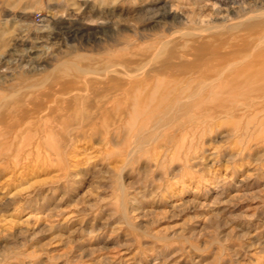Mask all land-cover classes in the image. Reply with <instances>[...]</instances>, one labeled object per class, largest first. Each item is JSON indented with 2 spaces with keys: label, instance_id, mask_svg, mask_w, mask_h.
<instances>
[{
  "label": "rangeland",
  "instance_id": "374dc122",
  "mask_svg": "<svg viewBox=\"0 0 264 264\" xmlns=\"http://www.w3.org/2000/svg\"><path fill=\"white\" fill-rule=\"evenodd\" d=\"M80 1L63 0L60 11L59 0H0V85L42 77L43 63L21 60L27 51L54 62L74 37L106 41L135 22L120 0H85L94 9L73 16ZM164 1L183 17L227 10ZM57 29L59 48L39 42ZM197 98H170L133 130L89 132L67 148L0 137V264H264V105L189 116Z\"/></svg>",
  "mask_w": 264,
  "mask_h": 264
},
{
  "label": "bare ground",
  "instance_id": "6f19581e",
  "mask_svg": "<svg viewBox=\"0 0 264 264\" xmlns=\"http://www.w3.org/2000/svg\"><path fill=\"white\" fill-rule=\"evenodd\" d=\"M216 1L227 10L205 19L173 14L164 0H120L119 13L132 14L135 22L129 29L116 25L111 29L116 35L104 43L93 41V33L87 36L90 41L74 37L76 47L54 62L51 56L39 60L27 51L21 60L36 64L30 69L43 63L45 70L40 79L22 74L16 83L2 81L0 137L32 136L37 144L67 148L91 132L133 130L139 117H149L170 98L184 94L199 97L184 105L189 116L203 111L212 112L210 116L246 113L264 105V0ZM63 4L59 0L60 11ZM88 7L87 1H80L78 11L70 13L77 16L82 9L80 13L87 14L94 9ZM0 13H5L3 8ZM63 21L60 17L54 23ZM47 32L37 36L39 42L53 38L59 48L61 31ZM237 99L239 103L234 102ZM148 105L152 106L148 111L143 109Z\"/></svg>",
  "mask_w": 264,
  "mask_h": 264
}]
</instances>
